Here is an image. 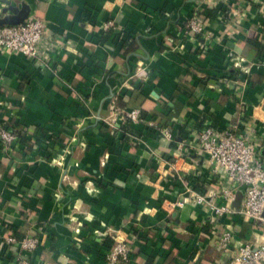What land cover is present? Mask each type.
<instances>
[{
	"label": "crops",
	"instance_id": "1",
	"mask_svg": "<svg viewBox=\"0 0 264 264\" xmlns=\"http://www.w3.org/2000/svg\"><path fill=\"white\" fill-rule=\"evenodd\" d=\"M216 1L0 0L1 25L30 16L48 25L46 63L0 50V121L28 127L32 144L0 142V219L21 237L46 226L35 263L109 264L115 241L132 239L131 261L118 264H221L256 242L259 228L238 215L174 203L186 188L174 171L198 193L217 187L207 157L179 140L244 113L252 130L264 123V16L253 0ZM200 5L217 11L205 34L186 36ZM207 33L217 43L204 53ZM135 107L142 121L122 119ZM164 120L174 139L157 130ZM225 230L227 250L217 243Z\"/></svg>",
	"mask_w": 264,
	"mask_h": 264
},
{
	"label": "built area",
	"instance_id": "2",
	"mask_svg": "<svg viewBox=\"0 0 264 264\" xmlns=\"http://www.w3.org/2000/svg\"><path fill=\"white\" fill-rule=\"evenodd\" d=\"M210 6H219L217 1L210 0ZM244 2L250 0H243ZM215 2V3H214ZM259 12L264 16V0H253ZM213 9V8H212ZM229 5H222L219 16L225 20L229 15ZM249 11L245 17L248 18ZM209 18L207 9L196 7L193 13L185 19L184 29L186 36H198L205 34L204 22ZM45 20L39 16L27 17L24 21L14 24H0V50L24 55L36 63H46L50 49L44 48L45 34L48 29ZM115 27L114 21L109 20L104 24V30ZM205 44L198 42L199 48L208 53L216 45L215 35L207 33ZM264 39V37H262ZM191 39V38H190ZM238 58V57H237ZM232 65L242 68L238 59ZM82 99V97H81ZM84 106L87 98H83ZM122 119L131 122L142 121L140 107H135L121 115ZM255 117L252 115H241V118L225 127L214 126L210 121L203 122L199 128L193 130L189 136L177 142V147L183 149L188 145L191 149L199 151L210 162L213 176H216V189L206 193H198L191 189L190 184L176 171L173 176L179 175L184 180L186 188L183 193L177 192L181 197L174 201L178 206H184L191 202L201 205L209 210L214 216L227 218L238 215L241 219L250 221L258 227V238L256 242H245L237 248V251L229 260L221 264H264V123L256 125L252 130ZM168 121L155 124L164 136L174 139V134ZM264 122V121H263ZM10 120L0 121V142L6 149L12 150L18 141V131L25 126H16ZM105 126H114L112 119H104ZM37 131L33 128V132ZM196 143H195V142ZM194 144L192 146L191 144ZM243 193L241 206L234 207L236 194ZM46 226L25 236H18L17 231L0 219V256L12 257L16 264H37L35 254L46 245ZM218 245L224 250L230 249L233 243L231 231L225 230L217 240ZM132 239L115 241V244L106 253L109 264L130 262L133 256Z\"/></svg>",
	"mask_w": 264,
	"mask_h": 264
},
{
	"label": "trees",
	"instance_id": "3",
	"mask_svg": "<svg viewBox=\"0 0 264 264\" xmlns=\"http://www.w3.org/2000/svg\"><path fill=\"white\" fill-rule=\"evenodd\" d=\"M215 11H217V9H210L209 11H207L208 12V15L209 16H212V15H214L215 14ZM130 48H131V46H130ZM133 48V47H132ZM145 115H146V113H144ZM16 126H19V123H16L15 124ZM122 127H127V126H125V124H123V126ZM129 127V126H128ZM131 127V126H130ZM18 141L19 142H21V143H23V144H25L26 145V147L28 148V149H30V148H32V144H31V141L29 140V138L27 137V129L26 128H22V129H20L19 131H18ZM21 237V236H20Z\"/></svg>",
	"mask_w": 264,
	"mask_h": 264
},
{
	"label": "water",
	"instance_id": "4",
	"mask_svg": "<svg viewBox=\"0 0 264 264\" xmlns=\"http://www.w3.org/2000/svg\"><path fill=\"white\" fill-rule=\"evenodd\" d=\"M242 197L243 193L241 191H238L236 194L235 201L233 202L234 207H236L237 209H239L241 206Z\"/></svg>",
	"mask_w": 264,
	"mask_h": 264
}]
</instances>
